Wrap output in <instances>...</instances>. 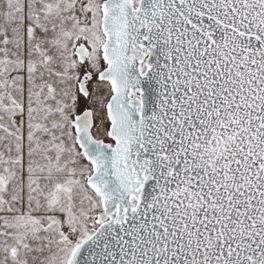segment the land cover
<instances>
[{"label":"water","instance_id":"water-1","mask_svg":"<svg viewBox=\"0 0 264 264\" xmlns=\"http://www.w3.org/2000/svg\"><path fill=\"white\" fill-rule=\"evenodd\" d=\"M102 10L115 141L77 136L120 211L66 264H264V0Z\"/></svg>","mask_w":264,"mask_h":264},{"label":"rangeland","instance_id":"rangeland-1","mask_svg":"<svg viewBox=\"0 0 264 264\" xmlns=\"http://www.w3.org/2000/svg\"><path fill=\"white\" fill-rule=\"evenodd\" d=\"M57 1L0 0V264H66L120 211L116 203L107 212L77 136L82 125L95 139L115 141L105 0L95 32L68 26L67 14L51 11ZM129 3L135 10L140 0ZM78 41L82 59L73 52Z\"/></svg>","mask_w":264,"mask_h":264},{"label":"crops","instance_id":"crops-1","mask_svg":"<svg viewBox=\"0 0 264 264\" xmlns=\"http://www.w3.org/2000/svg\"><path fill=\"white\" fill-rule=\"evenodd\" d=\"M65 1L58 0L57 2H54L51 11L60 14V19H63L62 14H67L66 23L70 27L81 30H88L89 28H91L92 30H94V32L97 29L99 31L100 23H99V12L97 9V7H99L98 0H68L66 2ZM60 2H64V6L66 7V10L63 11L59 8ZM96 40H97V36H96ZM90 44L92 43L90 42ZM85 51H86V47L83 41H81L80 43L78 41L74 45L73 52L78 59L84 58L81 55H84Z\"/></svg>","mask_w":264,"mask_h":264},{"label":"bare ground","instance_id":"bare-ground-1","mask_svg":"<svg viewBox=\"0 0 264 264\" xmlns=\"http://www.w3.org/2000/svg\"><path fill=\"white\" fill-rule=\"evenodd\" d=\"M139 139L143 140L144 138V127H143V118L141 117V121H140V126H139ZM84 137V136H83ZM85 140V139H84ZM67 232H69V234L72 236V234L75 232L73 230H67ZM75 234V233H74Z\"/></svg>","mask_w":264,"mask_h":264}]
</instances>
